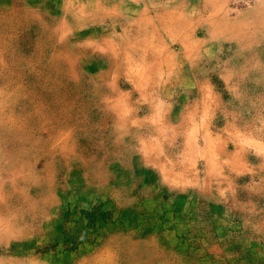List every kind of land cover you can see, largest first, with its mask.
<instances>
[{"label": "rangeland", "instance_id": "obj_1", "mask_svg": "<svg viewBox=\"0 0 264 264\" xmlns=\"http://www.w3.org/2000/svg\"><path fill=\"white\" fill-rule=\"evenodd\" d=\"M0 264H264V0H0Z\"/></svg>", "mask_w": 264, "mask_h": 264}]
</instances>
